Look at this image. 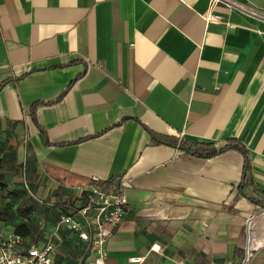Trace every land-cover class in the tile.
<instances>
[{
  "label": "crops",
  "instance_id": "1",
  "mask_svg": "<svg viewBox=\"0 0 264 264\" xmlns=\"http://www.w3.org/2000/svg\"><path fill=\"white\" fill-rule=\"evenodd\" d=\"M231 1L264 17V0ZM3 81L0 201L13 191L28 211L0 216V232L24 222L23 245L52 238L54 264H87L85 243L56 228L60 204L92 178L122 177L105 264H242L249 213L246 264H264V18L210 0H0ZM35 102H47L45 134ZM151 132L215 148L239 139L254 184L239 187V151L199 157Z\"/></svg>",
  "mask_w": 264,
  "mask_h": 264
},
{
  "label": "built area",
  "instance_id": "2",
  "mask_svg": "<svg viewBox=\"0 0 264 264\" xmlns=\"http://www.w3.org/2000/svg\"><path fill=\"white\" fill-rule=\"evenodd\" d=\"M217 2L232 5L257 18H264L254 9L243 3L231 0H210L213 6ZM207 21L224 22L219 14L208 12ZM125 180L120 177L111 181H100L92 178L90 181L76 187V193L63 198L56 228H68L76 237L85 243L86 251L91 257L87 264H105L106 242L120 223L126 207L124 193ZM75 200V202L73 201ZM264 209V207H260ZM256 214L247 216V240L242 264H246L254 247L251 243L255 236ZM159 244L153 243L151 249L159 250ZM56 246L51 238L41 244L23 245L21 236L16 233L0 232V264H54ZM139 258H133L138 260Z\"/></svg>",
  "mask_w": 264,
  "mask_h": 264
},
{
  "label": "trees",
  "instance_id": "3",
  "mask_svg": "<svg viewBox=\"0 0 264 264\" xmlns=\"http://www.w3.org/2000/svg\"><path fill=\"white\" fill-rule=\"evenodd\" d=\"M5 81H3L0 84V88L2 84H4ZM72 82L68 84L67 87L71 85ZM47 102H35L30 107V114L34 121V123L38 126L41 132L44 133L43 129L40 127V124L37 120V110L39 107L46 105ZM151 136L153 140L157 143H165V144H172L177 146L180 150L187 152L191 155L199 156V157H211L214 155H217L221 152H224L229 149H234L239 151L243 156V169H242V175L241 180L239 183V187H242L245 182L253 185L254 179L252 175V164H251V158L250 153L247 147L244 143H242L239 139L232 138L229 139L228 142H226L224 145L215 148L211 145V143H197L190 140L180 139L176 140L173 137L166 136V135H159L151 132ZM112 179H109L111 181ZM254 200V199H253ZM260 206L264 207V202L256 201ZM60 213V210H59ZM59 215V214H58ZM14 232L19 235H26L28 234L29 230L27 225L24 222H21L17 224L14 228Z\"/></svg>",
  "mask_w": 264,
  "mask_h": 264
},
{
  "label": "rangeland",
  "instance_id": "4",
  "mask_svg": "<svg viewBox=\"0 0 264 264\" xmlns=\"http://www.w3.org/2000/svg\"><path fill=\"white\" fill-rule=\"evenodd\" d=\"M26 182L27 184L26 185H23L24 189H25V192L27 194H29V190L30 192L34 193L33 189L31 188L28 180L26 179ZM5 187H7V185H3ZM1 186V187H3ZM2 189V188H0ZM7 189V188H6ZM74 188H72L73 190ZM6 194L1 198V217H7V215H9L10 212H13L14 211V216H13V220H17V221H20L22 220V218L25 216V212H27L28 210H24V208H19V207H22V204L23 202L25 201L24 200V195H17V193L15 192H11V191H8L6 190ZM7 196L9 197L10 201H7V202H4V200L7 198ZM75 202V200H73ZM15 204L19 205L16 209H11V207ZM5 205V206H4ZM0 217V218H1ZM52 239V238H51ZM53 240V239H52ZM82 256H83V259H85L86 257L89 256V253L86 251V248L82 249V252H81ZM89 261V259H87ZM84 261V260H83Z\"/></svg>",
  "mask_w": 264,
  "mask_h": 264
}]
</instances>
